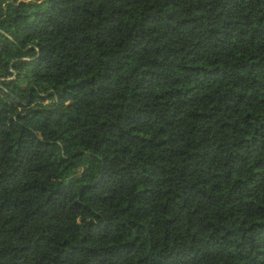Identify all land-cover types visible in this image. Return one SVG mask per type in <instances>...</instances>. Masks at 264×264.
<instances>
[{
  "label": "trees",
  "instance_id": "obj_1",
  "mask_svg": "<svg viewBox=\"0 0 264 264\" xmlns=\"http://www.w3.org/2000/svg\"><path fill=\"white\" fill-rule=\"evenodd\" d=\"M0 264H264V0H0Z\"/></svg>",
  "mask_w": 264,
  "mask_h": 264
},
{
  "label": "rangeland",
  "instance_id": "obj_2",
  "mask_svg": "<svg viewBox=\"0 0 264 264\" xmlns=\"http://www.w3.org/2000/svg\"><path fill=\"white\" fill-rule=\"evenodd\" d=\"M24 1H30V0H24ZM31 1H40V0H31ZM48 101H45L47 103Z\"/></svg>",
  "mask_w": 264,
  "mask_h": 264
}]
</instances>
